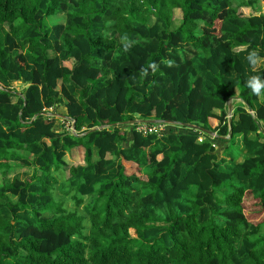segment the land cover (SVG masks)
<instances>
[{
    "label": "trees",
    "instance_id": "trees-1",
    "mask_svg": "<svg viewBox=\"0 0 264 264\" xmlns=\"http://www.w3.org/2000/svg\"><path fill=\"white\" fill-rule=\"evenodd\" d=\"M263 1L0 0V264H264Z\"/></svg>",
    "mask_w": 264,
    "mask_h": 264
},
{
    "label": "clouds",
    "instance_id": "clouds-1",
    "mask_svg": "<svg viewBox=\"0 0 264 264\" xmlns=\"http://www.w3.org/2000/svg\"><path fill=\"white\" fill-rule=\"evenodd\" d=\"M121 44H122L123 52H128L135 44V41L130 40L127 35H124L121 37ZM260 51L261 49L259 47L252 48L250 51H248L245 57V60L247 61V64L251 72H257V70L261 66H264V57H262L259 54ZM168 63H169V66L172 65L171 61H169ZM151 67L155 69L156 65L153 64L151 65ZM245 86L249 88L251 92L257 97L264 96V78H262L260 74H250L245 80ZM50 109H49L48 114H52L51 116L57 117L58 115L55 113H52L53 110L52 109L50 110ZM139 123H144V122H139ZM159 123L161 122H158V124Z\"/></svg>",
    "mask_w": 264,
    "mask_h": 264
},
{
    "label": "rangeland",
    "instance_id": "rangeland-1",
    "mask_svg": "<svg viewBox=\"0 0 264 264\" xmlns=\"http://www.w3.org/2000/svg\"><path fill=\"white\" fill-rule=\"evenodd\" d=\"M264 1L262 2V9L264 10ZM244 11V12H243ZM241 14L242 15H247L249 12L245 11V10H240ZM176 14V13H175ZM66 65H68L69 67L72 65V61H68L66 62ZM13 87L15 90L17 91H21V89L23 88V86L19 83V82H13ZM60 117V115L57 116V118ZM60 123L62 124V121H60ZM66 125V124H65ZM66 130H69L67 128H65ZM72 131V130H70ZM75 151V150H74ZM73 156H75V158H73ZM72 158L75 160V162L72 160ZM65 161H66V167H70L71 165H77V164H82L83 162L81 161V159L78 158L77 156V153L76 151L73 152L72 154H67L65 156ZM66 167H63V168H66ZM23 169H21L20 167H14V168H11L8 173H7V177L11 178L12 176H15V175H20L22 178H24L25 176L29 175V173H24L22 171ZM27 174V175H25ZM3 179L0 177V182L2 181ZM250 215L255 217V218H258L257 220H253V221H260L264 218V207L263 208H258L257 210H252V211H249ZM263 232H264V229H263ZM130 233H131V236H135V233H134V230L131 229L130 230Z\"/></svg>",
    "mask_w": 264,
    "mask_h": 264
},
{
    "label": "water",
    "instance_id": "water-1",
    "mask_svg": "<svg viewBox=\"0 0 264 264\" xmlns=\"http://www.w3.org/2000/svg\"><path fill=\"white\" fill-rule=\"evenodd\" d=\"M1 88V86H0ZM17 94H19V92H17ZM234 99H230L228 102H227V112H228V134L226 137H224V139H229L231 137V117H232V111H233V108H232V101ZM246 104V103H245ZM247 105V104H246ZM248 107V111L250 113H252V109L247 105ZM34 119V118H33ZM32 119V120H33ZM133 122H149V123H157V122H160L159 120H134ZM74 123V122H73ZM189 127H193L195 129H199V130H202L204 131L205 133L211 135V136H214L216 137L217 134L215 132H212L210 130H207V129H204V128H201V127H197V126H193V125H187ZM103 127L102 126H99V127H95V128H92L91 130H95V129H102ZM72 133L75 134V128H74V125H72ZM76 135V134H75ZM79 136V135H78Z\"/></svg>",
    "mask_w": 264,
    "mask_h": 264
},
{
    "label": "built area",
    "instance_id": "built-area-1",
    "mask_svg": "<svg viewBox=\"0 0 264 264\" xmlns=\"http://www.w3.org/2000/svg\"><path fill=\"white\" fill-rule=\"evenodd\" d=\"M51 110V109H50ZM65 127L69 130H72V124L68 121V122H65ZM136 130L138 132H143V133H161L165 130V125H161V124H158V125H151V126H147L143 123H140L139 126L136 128Z\"/></svg>",
    "mask_w": 264,
    "mask_h": 264
},
{
    "label": "crops",
    "instance_id": "crops-1",
    "mask_svg": "<svg viewBox=\"0 0 264 264\" xmlns=\"http://www.w3.org/2000/svg\"><path fill=\"white\" fill-rule=\"evenodd\" d=\"M72 160L75 162V160L72 158Z\"/></svg>",
    "mask_w": 264,
    "mask_h": 264
}]
</instances>
